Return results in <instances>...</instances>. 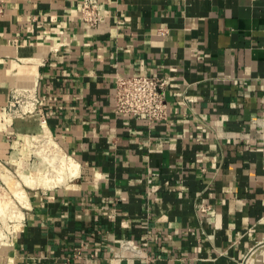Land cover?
Masks as SVG:
<instances>
[{
	"label": "crops",
	"instance_id": "1",
	"mask_svg": "<svg viewBox=\"0 0 264 264\" xmlns=\"http://www.w3.org/2000/svg\"><path fill=\"white\" fill-rule=\"evenodd\" d=\"M99 2L92 26L83 0H6L0 162L26 170L46 130L76 170L24 183L0 264H264V0ZM119 73L170 77L168 118L117 114ZM17 87L42 110L6 117Z\"/></svg>",
	"mask_w": 264,
	"mask_h": 264
},
{
	"label": "built area",
	"instance_id": "2",
	"mask_svg": "<svg viewBox=\"0 0 264 264\" xmlns=\"http://www.w3.org/2000/svg\"><path fill=\"white\" fill-rule=\"evenodd\" d=\"M102 9L103 5L99 0H83L81 13L84 21L92 26L98 25L103 20V16L100 14ZM5 11L6 0H0V17L5 14ZM115 83L114 109L117 114H127L138 120H144L149 124L156 121H163L168 118L169 106L166 93L171 84L170 77H161L154 74L119 73L115 77ZM14 91L11 96L13 99L18 96ZM21 95L23 97L22 102L25 108V116L34 115L42 110L35 90L32 88H23ZM8 102L11 107L15 105L13 100H9ZM41 122L42 124H47V118L42 114V111ZM25 206L26 204L22 205V208ZM198 209L202 213H208L211 211L212 205L209 203L199 204ZM20 220L16 219L11 225V229L7 232L4 230L6 233L3 231L5 235L1 240L8 238L14 224L18 223ZM8 226H10V224ZM5 229L7 230V227ZM119 244L122 250L131 252L133 256L146 259L149 258L132 239H121Z\"/></svg>",
	"mask_w": 264,
	"mask_h": 264
},
{
	"label": "rangeland",
	"instance_id": "3",
	"mask_svg": "<svg viewBox=\"0 0 264 264\" xmlns=\"http://www.w3.org/2000/svg\"><path fill=\"white\" fill-rule=\"evenodd\" d=\"M23 88L25 87H17L15 91L13 90L14 93L16 92V95L18 96L14 99L11 97L10 99V101L13 100V102H15V105L11 107L9 102L5 105L4 108L5 116L7 115L9 118L27 117L24 115L25 108L23 107L24 106L22 102L23 97L21 95V93L23 92ZM45 131L42 130L39 132H34L32 136L26 137L28 138L27 141L28 147H30L29 149L34 154L33 160H31L29 164L31 166L26 167V170L24 169L25 167L23 168V166L12 167L7 163L0 162V235H4L5 231L7 232L8 230H10L11 225L13 224V222L16 221V219L20 220L23 209L22 205L26 204L28 195L26 197L25 202H23L24 199L18 197L17 191L22 189L25 191L27 189V191L29 192L30 188H26V185L28 186L31 185L29 184L25 185L24 180L25 178H28L27 176L32 175L30 174L31 172L44 171L46 168H48V164L46 163L45 160L50 162V167L47 170H45V172L48 173V171L50 170L51 175L56 177L55 180L61 181L59 183L66 182L71 176H73L71 169L69 167L67 168V164L63 161L64 159H68L67 156H65L62 153V151L58 152L56 150L54 152V150L53 151L50 150V148H52L51 144H53L55 139L54 136H50L52 134ZM47 133H49L50 135H47ZM38 145L39 146L46 145L45 147L49 146V149L48 151H44V152L38 149L40 152L39 154L38 150L36 149ZM42 156L45 158V160L42 158ZM52 176L50 177V180H52L53 178ZM47 181L44 186L49 185ZM9 224L10 226H8ZM6 227L7 230L5 229Z\"/></svg>",
	"mask_w": 264,
	"mask_h": 264
},
{
	"label": "bare ground",
	"instance_id": "4",
	"mask_svg": "<svg viewBox=\"0 0 264 264\" xmlns=\"http://www.w3.org/2000/svg\"><path fill=\"white\" fill-rule=\"evenodd\" d=\"M51 147H53V144H51ZM63 161L67 164V168L69 167L71 169L72 174H74L75 173V170H76V164H75V162L72 159H64ZM54 167H56V166H54ZM46 173L47 172H44V173H33L34 175L32 174L31 176H27L28 178H25L24 177L25 178L24 182L26 184H29V185L34 186V187L35 186H38L39 187L41 185H45V183H46L47 180H48L47 183L49 184L47 186L56 185L57 183L61 182V181H56L55 180L56 177L51 175L50 170L48 171L47 174ZM51 176L53 177L52 180H50V177ZM17 195H18L19 198L24 199V201L23 200L22 201L25 202L26 197H27L26 190L25 191L23 189L22 190H18L17 191ZM4 235H0V240L2 238H4Z\"/></svg>",
	"mask_w": 264,
	"mask_h": 264
}]
</instances>
